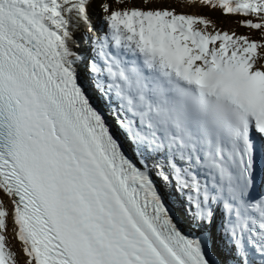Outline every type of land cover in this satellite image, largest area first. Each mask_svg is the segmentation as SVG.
I'll use <instances>...</instances> for the list:
<instances>
[{"label": "snow or ice", "instance_id": "obj_1", "mask_svg": "<svg viewBox=\"0 0 264 264\" xmlns=\"http://www.w3.org/2000/svg\"><path fill=\"white\" fill-rule=\"evenodd\" d=\"M184 2L259 38L127 0H0V264L10 215L27 264H264V0Z\"/></svg>", "mask_w": 264, "mask_h": 264}, {"label": "rangeland", "instance_id": "obj_2", "mask_svg": "<svg viewBox=\"0 0 264 264\" xmlns=\"http://www.w3.org/2000/svg\"><path fill=\"white\" fill-rule=\"evenodd\" d=\"M127 7H150V8H157V7H168L169 9L175 10L178 14H191L196 16H204L205 18L209 19L213 25H215L217 30L220 31H227L229 33L235 32L237 35H245L250 39H258L259 32L257 30H250L243 27H240L238 21L241 19L240 17L234 16H224L220 11L213 10L210 8L190 5L184 0H151V2L147 5L144 4V0H127L126 5ZM114 8L120 7L119 5H113ZM100 8L97 5L95 9V14L99 15ZM100 19L103 21L102 16ZM0 201H3L5 208L11 214L12 205L11 199L0 190ZM7 233L6 236V243L7 246L13 251L15 255L16 264H27L28 258L23 253V245L21 242L16 238L14 229V224L11 219V215L7 218ZM9 234V235H8Z\"/></svg>", "mask_w": 264, "mask_h": 264}, {"label": "bare ground", "instance_id": "obj_3", "mask_svg": "<svg viewBox=\"0 0 264 264\" xmlns=\"http://www.w3.org/2000/svg\"><path fill=\"white\" fill-rule=\"evenodd\" d=\"M163 1H166V2H167L168 0H163ZM197 5L200 6L199 4H196V6H197ZM206 8H207V7H206ZM95 15H96V14H95ZM95 15H93V16L95 17ZM97 17H98V15H97ZM77 34H78V32L76 33V36H77Z\"/></svg>", "mask_w": 264, "mask_h": 264}, {"label": "trees", "instance_id": "obj_4", "mask_svg": "<svg viewBox=\"0 0 264 264\" xmlns=\"http://www.w3.org/2000/svg\"><path fill=\"white\" fill-rule=\"evenodd\" d=\"M99 7V6H98ZM97 8V7H96Z\"/></svg>", "mask_w": 264, "mask_h": 264}]
</instances>
